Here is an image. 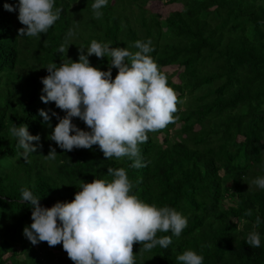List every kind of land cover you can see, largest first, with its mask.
I'll return each mask as SVG.
<instances>
[{"label":"trees","instance_id":"trees-1","mask_svg":"<svg viewBox=\"0 0 264 264\" xmlns=\"http://www.w3.org/2000/svg\"><path fill=\"white\" fill-rule=\"evenodd\" d=\"M147 1L108 0L96 19L94 0H55L60 17L37 38L18 36L24 27L18 8H4L18 0H0V264H73L62 244L33 245L23 235L32 208L21 189L52 207L71 202L81 181L110 182L109 167L124 168L132 194L145 203L187 218L179 237L157 233L171 236L167 249L140 252L134 244L135 264H179L177 256L186 250L202 255L203 264H264V190L251 184L264 176V0H153L180 6L164 17L147 9ZM148 39L155 49L149 55L182 103L175 123L139 145L147 166L132 168L127 157L108 160L97 145L67 152L49 140L58 120L52 117L48 127L39 110L61 118L65 113L40 99L45 67L78 61L79 48L86 55L92 40L128 47ZM61 45L67 53L59 52ZM89 61L102 71L109 68L107 57ZM111 71L114 79L118 70ZM72 123L89 131L78 118ZM14 124L40 137L31 142L38 146L30 162L10 137ZM50 146L57 152L52 161L44 158ZM253 230L260 235L258 248L246 243Z\"/></svg>","mask_w":264,"mask_h":264},{"label":"clouds","instance_id":"clouds-1","mask_svg":"<svg viewBox=\"0 0 264 264\" xmlns=\"http://www.w3.org/2000/svg\"><path fill=\"white\" fill-rule=\"evenodd\" d=\"M107 4L108 0H94V18L103 16L101 9ZM4 8L9 12L18 8V20L24 25L18 29V36L37 38L48 32L62 11L55 7V0H18L15 6L5 3ZM73 35L69 30L67 38ZM131 48L137 50L133 52ZM86 50L85 55V49L79 48L78 61L68 59L70 62L63 61L60 66L50 63L45 67L49 74L41 80L40 99L45 104L54 102L65 113L61 118L56 112L49 115L48 111L39 110L48 127L52 117L58 120L48 139L67 152L97 145L108 160L127 157L132 168L146 167L139 145L148 141L149 133L175 123L178 105L182 103L149 55L155 50L151 39L137 40L128 47H111V42L92 40ZM67 51L64 45L60 46V53ZM93 55L109 58L107 71L90 64L89 57ZM113 67L118 70L114 79ZM73 118L83 121L89 131L73 124ZM9 134L18 141L25 162H30L28 157L38 146L31 142H38L39 135H31L27 125L15 124ZM56 156V149L50 146L44 158L52 161ZM108 174L113 177L110 182L81 181L71 202H57L52 207L41 206L40 198L21 189L22 200L32 208V223L23 229V235L33 245L62 244L73 264H135L134 244L140 245V252H150L157 246L167 249L171 236L158 238L157 233L171 232L179 237L187 227V218L171 207L150 205L132 194L133 184L124 168L109 167ZM251 184L264 190V176ZM245 215L251 216V210ZM259 225L257 217L254 229ZM246 243L252 248L260 247L259 233L250 231ZM203 259L193 250L177 256L179 264H203Z\"/></svg>","mask_w":264,"mask_h":264},{"label":"rangeland","instance_id":"rangeland-1","mask_svg":"<svg viewBox=\"0 0 264 264\" xmlns=\"http://www.w3.org/2000/svg\"><path fill=\"white\" fill-rule=\"evenodd\" d=\"M150 11L159 13L162 17H164L169 11L178 9L180 6L178 4H165L161 1H147L144 5ZM178 124L176 123L174 127H177Z\"/></svg>","mask_w":264,"mask_h":264}]
</instances>
